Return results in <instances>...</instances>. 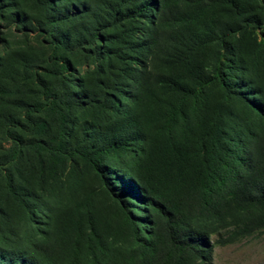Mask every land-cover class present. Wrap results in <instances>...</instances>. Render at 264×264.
<instances>
[{
    "label": "trees",
    "instance_id": "obj_1",
    "mask_svg": "<svg viewBox=\"0 0 264 264\" xmlns=\"http://www.w3.org/2000/svg\"><path fill=\"white\" fill-rule=\"evenodd\" d=\"M204 1L147 0L127 10L126 19L149 18L156 9L173 28L188 23V33L173 41L178 55L166 61L171 74H157L150 84V76L136 73L129 94L107 91L100 77L68 86L71 61L58 55L48 58L59 66L48 69L55 84L40 74L36 59L25 61L21 83L10 88V71L0 63V131L12 146L0 154L7 189L0 198V264H214L212 235L225 231L217 240L226 245L264 232V93L250 81L238 84H251L247 91L233 86L243 52L230 42V30L203 27ZM219 1L226 10L240 8V0ZM209 2L211 10L218 0ZM180 3L198 9L185 18L171 9ZM38 5L53 52L83 49L102 37L103 23L117 27L119 21L106 11L82 32L77 23L87 10L62 11L53 0ZM152 39L140 46L151 47ZM214 41L220 47L215 64L202 68L201 51ZM216 84L227 99L242 101L255 122L235 131L228 106L206 94ZM91 114L93 120L82 119ZM125 156L133 162L123 163ZM75 157L111 188L114 224L97 218L89 198L52 214L41 210L44 193L27 171L37 167L38 182L50 185ZM24 213L25 229L17 236L9 223ZM42 217L46 229L36 220Z\"/></svg>",
    "mask_w": 264,
    "mask_h": 264
},
{
    "label": "rangeland",
    "instance_id": "obj_2",
    "mask_svg": "<svg viewBox=\"0 0 264 264\" xmlns=\"http://www.w3.org/2000/svg\"><path fill=\"white\" fill-rule=\"evenodd\" d=\"M39 1L0 0L2 13H0V63L4 65V70L10 71L5 82L10 88L16 81L21 83L25 61L36 59L37 65L41 68L38 69L40 74L46 81L55 84L56 80L48 74V69L58 70L59 66L52 62L48 63V58L58 55L60 58L67 57L71 61L70 72L66 74L68 86H76L81 81L96 82L100 77L106 84L107 91L113 92L117 89L124 95L129 94L135 91L136 84L133 77L136 73L150 76V84L154 83L157 74H171L166 67V61L178 55L173 41L179 40L178 36L188 33L186 21L181 23L182 26L173 28L167 21H161L156 9H151L149 18L143 14L132 19L124 17L127 10H134L136 5L147 0H53V4L58 5L57 8L62 11L66 7L71 9L73 6L80 11H88L77 23L82 32L83 27L90 26L94 17H104L108 13L106 11L112 12L119 18L117 27L103 23L100 27L102 37H98L95 43L87 42L83 49L76 51L53 52L48 42L49 33L43 30L45 26L42 20L46 15L38 5ZM240 1V8L237 7L233 11L224 9L219 0L214 4V8L206 9L211 4L209 0H205L200 8L204 15L201 23L203 27L209 28L208 30L214 29L216 33L230 30V42L238 44L241 48L244 60L239 74L233 76V86L237 87L242 82L250 81L254 87L264 93V0ZM83 7L86 8L82 9ZM226 7L228 8L225 5ZM171 9L174 14L187 18L189 13H194L198 8L180 3L171 6ZM16 15L17 19L14 20ZM214 21L215 25L212 26ZM152 37L151 47L140 46ZM219 50L217 41L212 42L207 49H202V68L206 65L209 70L212 69ZM99 72L102 73L100 76ZM242 86L244 91L251 89V84L247 86L242 84L235 89H241ZM22 88L26 89L28 85ZM206 94L211 101H220L228 106L231 112L228 123L235 131H240L243 124L251 125L255 122V118L246 110L244 103L236 99V96L227 99L225 90L218 84L209 86ZM120 99L124 104L129 105L127 98L120 96ZM86 118L93 120L94 114L82 117V119ZM25 139L29 141L32 138L25 136ZM10 141L0 131V154L10 153L12 150ZM121 159L123 163L133 162L131 157L125 156ZM114 172L116 173L115 170ZM4 176L1 172L0 198L7 190ZM39 176L40 169L37 167L28 170L26 174L27 179L33 181L38 192L44 193L45 199L41 202L45 206L38 203L41 210L47 209L48 213L52 214L61 208L75 207L78 201L89 198L91 209L102 223L114 224L118 220L117 201L113 197L111 188L82 160L75 157L62 165L59 178L50 185L38 182ZM25 216V213L18 214L9 223L17 236L24 232ZM36 220L41 226L45 222L44 217ZM220 235L225 236L226 232L211 237L214 264H264V232H257L226 245L218 243L217 239Z\"/></svg>",
    "mask_w": 264,
    "mask_h": 264
}]
</instances>
